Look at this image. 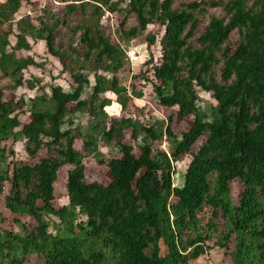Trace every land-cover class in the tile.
<instances>
[{
    "label": "trees",
    "instance_id": "16d2710c",
    "mask_svg": "<svg viewBox=\"0 0 264 264\" xmlns=\"http://www.w3.org/2000/svg\"><path fill=\"white\" fill-rule=\"evenodd\" d=\"M40 3L0 1V71L2 78H15L14 89L23 86L25 71L42 66L31 55L17 56L32 51L26 32L3 26L13 24L25 6L34 11ZM79 7L83 20L71 39L82 32L76 44L86 47V60L95 57L98 69L105 60L109 66L120 64L124 56L108 32L110 25L101 26L106 13L135 16L138 24L129 30L125 20L117 26L127 41L148 32L153 46L157 37L149 29L161 27L162 55L148 60L134 79L150 84L157 102L176 109L178 120L190 121L191 127L176 135L172 118L165 129L131 116L107 118L96 127H103V141L116 145L120 156L105 159L95 138L73 128V117L88 109L86 74L72 76L70 90L55 84L50 98L33 100L26 124L21 121L26 102L5 101L0 88V206L4 200L10 221L22 230L0 228V264H25L30 256L44 264H191L206 246L213 247L209 243L221 233L219 220L224 224L220 247L231 264H264V0H80L68 5L70 20ZM94 18L98 21L90 24ZM201 24L206 28L194 42ZM39 25L35 38L46 44L49 55L62 57L54 36L58 24L49 27L41 19ZM234 31L241 37L236 47L230 43ZM104 82L98 78L95 96L108 91L120 96L116 80L107 88ZM199 91L212 94L213 116L200 105ZM132 97L142 98L143 92L133 88ZM127 133L139 155L125 143ZM165 138L169 150L154 152L153 145ZM79 139L86 153L77 149ZM19 143L28 159H15ZM42 151L46 156H40ZM185 155L191 162L182 185L174 186V164ZM90 156L108 167L107 185L87 181L84 160ZM64 168L69 203L63 205L55 186ZM234 183L240 187L237 197ZM207 208L212 213L203 225L198 215ZM25 216L34 219L33 227L21 220ZM46 217L58 219L64 230L52 233ZM6 220L0 211V225Z\"/></svg>",
    "mask_w": 264,
    "mask_h": 264
},
{
    "label": "rangeland",
    "instance_id": "374dc122",
    "mask_svg": "<svg viewBox=\"0 0 264 264\" xmlns=\"http://www.w3.org/2000/svg\"><path fill=\"white\" fill-rule=\"evenodd\" d=\"M4 1V0H0ZM35 2H41L38 6H35L34 11L31 6L24 7L21 13L14 19L13 24H6L3 26L4 29L10 30L14 33L25 31L26 36L29 37L32 42V51H22L18 53V57H27L28 55L33 56L35 62L42 67L32 66L30 69L23 73L24 84L17 89H14L15 78L8 77L2 78L0 71V88L4 90V100L11 101L13 98L17 101H25L27 104V113L21 116V121L26 124L30 121V104L32 101H36L39 97L50 98L51 86L60 85L65 90H70V85L73 84L72 76L80 73L86 74L89 78V85L86 90L85 98L87 99L88 109L78 113L73 117L74 126L73 128L80 127L82 134L90 135L97 141V149L101 157L107 159L111 157H119L118 149L116 145H107L101 136L103 127H96L98 124L102 126L103 122L107 118L112 117H133L137 121H140L144 125L154 128L163 127L165 129L167 122L172 118V127L176 135L187 131L191 127L190 121H180L176 115V109H168L162 107L156 100V96L153 93L152 86L147 84L144 80L139 81L134 79V76L143 70L144 64L150 60H157L161 55L160 41L162 39L161 27L151 26L149 31L155 34L157 41L153 46H149L147 42L148 32L139 35L135 39L129 41L121 38L120 33H117V26L126 21V30H129L133 26L138 24L135 16L128 14L126 11L116 14L106 13L105 16L101 17V26L107 27L110 25L108 32L112 33V38L115 43L122 45L124 56L120 59V64L110 65L105 60L102 69H98L96 65V59L93 57L91 60H86L83 56L86 52L85 46H78L76 41L80 38L82 32L74 33V39H71L73 31L76 30L82 23V11L80 7L75 12L74 16L70 20L67 16V9L69 4H78L80 0H34ZM189 1H202V0H189ZM211 14L219 13L216 10H210ZM41 19H44L49 27H53L56 24L57 29L54 33L57 46L60 50L62 57L55 58L49 55L46 44L39 39L35 38V35L40 30ZM68 19L70 21L68 26H64L62 22ZM30 20V21H26ZM98 21V18L90 19L88 22L94 23ZM206 26L201 24L196 32V39L204 32ZM160 33V34H159ZM12 43L14 42L15 36L10 37ZM35 39V40H34ZM240 34L238 31H234L230 35V43L233 47H236L240 42ZM75 48L77 52L72 49ZM10 52V49L8 50ZM101 77L105 82V87L111 86L113 80L117 81V90L120 92V96H117L112 91L105 92L98 96L93 93V88L98 84V78ZM148 77L152 79V75ZM133 88L137 92H143L142 98L132 97ZM200 105L202 108L211 116L214 115V106L216 102L212 97L211 93L205 91H199ZM127 98L130 100L127 102ZM106 102V106L102 109V104ZM127 102L126 108L123 104ZM97 108V109H96ZM96 112V113H95ZM104 126V124H103ZM76 133V131H75ZM144 136V132L139 134V142ZM200 140L193 148V152H196L202 142ZM125 143L134 145L135 153L140 154L138 144L131 139L129 133L125 138ZM77 149L81 153H86L84 149V142L79 139L76 142ZM170 147L169 142L165 138L161 142H156L153 145L154 152L162 149L168 151ZM16 155L15 159L25 160L28 159V154L25 151L24 145L19 143L15 147ZM170 154V153H169ZM40 156H46V151H42ZM99 156V155H97ZM99 156V157H100ZM56 160L58 157L53 156ZM191 155H185L181 157L180 161L175 163V174H174V186H181L183 183L184 173L191 162ZM86 168V179L89 182H99L103 185H107L110 181L109 170L105 164H100L98 159L94 156H90L84 160ZM67 172L68 168H64L59 171V181L57 182L56 196L57 202L60 204H68L67 198ZM234 193L233 196L237 197L240 187L237 183L233 184ZM11 187L6 186L5 192L9 193ZM4 200H1L0 211L3 212L6 222L1 223L0 228L3 230H19L16 225H13L11 215L4 209ZM211 209L207 208L201 212L198 217L203 225H206L211 217ZM21 220L29 227L35 225L34 219L25 216ZM51 225L50 231L56 233L58 229H63V224L54 217H46ZM85 219H83L84 221ZM220 225L221 233L213 237V241L209 244L213 247H205V254L197 261H193L191 264H231L229 255L225 254L220 247V241L224 233V224L221 220L217 221ZM80 230L76 229V235L81 239V234H78ZM216 242V243H214ZM218 243V244H217ZM217 244V245H216ZM233 244H231V248ZM164 253V251H163ZM25 264H44V262L38 256H30L26 260Z\"/></svg>",
    "mask_w": 264,
    "mask_h": 264
}]
</instances>
